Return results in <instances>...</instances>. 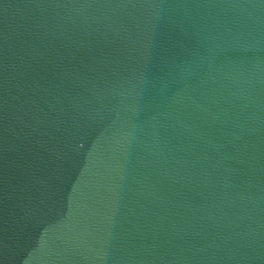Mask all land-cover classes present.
Wrapping results in <instances>:
<instances>
[{
  "label": "water",
  "instance_id": "obj_1",
  "mask_svg": "<svg viewBox=\"0 0 264 264\" xmlns=\"http://www.w3.org/2000/svg\"><path fill=\"white\" fill-rule=\"evenodd\" d=\"M0 264H264V0H0Z\"/></svg>",
  "mask_w": 264,
  "mask_h": 264
}]
</instances>
